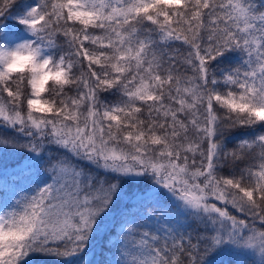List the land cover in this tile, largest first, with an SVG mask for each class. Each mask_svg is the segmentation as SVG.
Here are the masks:
<instances>
[{"label": "snow or ice", "instance_id": "1", "mask_svg": "<svg viewBox=\"0 0 264 264\" xmlns=\"http://www.w3.org/2000/svg\"><path fill=\"white\" fill-rule=\"evenodd\" d=\"M0 129V264H264V0H0Z\"/></svg>", "mask_w": 264, "mask_h": 264}, {"label": "trees", "instance_id": "2", "mask_svg": "<svg viewBox=\"0 0 264 264\" xmlns=\"http://www.w3.org/2000/svg\"><path fill=\"white\" fill-rule=\"evenodd\" d=\"M255 3L259 4L261 0H254ZM10 24H15V21H7ZM180 42H176L174 46H178ZM242 131V130H241ZM5 135H11L10 130L0 129V137ZM236 136L239 132L235 133ZM52 151L55 153L56 149L53 146ZM29 154L26 151L13 150L11 148L3 149L0 148V204L7 203L12 194V191L16 192L17 195H23L25 192H29L30 189L34 188L35 185L32 183L30 177L31 163L28 159ZM20 161L26 163L22 166H17ZM83 163V162H81ZM41 171H43V165H41ZM125 190L128 192H136L143 187V184H135L133 182L125 183ZM6 193V194H4ZM16 196L12 197L15 200ZM127 200V197L125 198ZM124 201H121L116 207L114 212L106 218L105 222L97 229L95 238L92 240L89 249L80 256L79 260H72L71 264H79L83 259H87L88 264H98L105 258L111 259L112 254L107 250L106 240L107 232L111 227L113 217H118L120 211L123 209ZM242 261L243 264H253L254 260H258V257L252 256H237L232 252L225 251L215 258L216 264H232V261ZM33 264H65L63 258L53 256H36L33 258Z\"/></svg>", "mask_w": 264, "mask_h": 264}, {"label": "rangeland", "instance_id": "3", "mask_svg": "<svg viewBox=\"0 0 264 264\" xmlns=\"http://www.w3.org/2000/svg\"><path fill=\"white\" fill-rule=\"evenodd\" d=\"M28 160H29V159H26V161H28ZM24 163H26V162H25V161H24V162H23V161H20V163L17 164V166H22V164H24ZM114 209H115V208H113V211H112V213H111L110 215L113 214ZM88 258H89V257L83 259L79 264H88V262H87V259H88Z\"/></svg>", "mask_w": 264, "mask_h": 264}]
</instances>
